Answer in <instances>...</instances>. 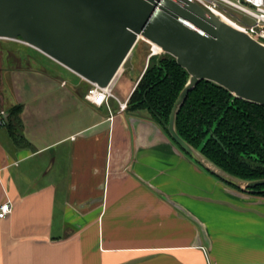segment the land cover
I'll use <instances>...</instances> for the list:
<instances>
[{
  "label": "crops",
  "instance_id": "crops-1",
  "mask_svg": "<svg viewBox=\"0 0 264 264\" xmlns=\"http://www.w3.org/2000/svg\"><path fill=\"white\" fill-rule=\"evenodd\" d=\"M0 46V111L21 105L24 130L19 145L0 125V264H264V198L202 169L145 111H119L137 76L97 107L81 77L68 87Z\"/></svg>",
  "mask_w": 264,
  "mask_h": 264
},
{
  "label": "water",
  "instance_id": "water-1",
  "mask_svg": "<svg viewBox=\"0 0 264 264\" xmlns=\"http://www.w3.org/2000/svg\"><path fill=\"white\" fill-rule=\"evenodd\" d=\"M17 40L90 84L109 88L132 70L140 40L170 55L188 74L171 107L170 140L202 169L248 194L264 180L242 181L217 168L176 133L175 120L202 81L264 105V44L193 0H0V40ZM131 72V71H130ZM264 193V190L260 191Z\"/></svg>",
  "mask_w": 264,
  "mask_h": 264
},
{
  "label": "trees",
  "instance_id": "trees-1",
  "mask_svg": "<svg viewBox=\"0 0 264 264\" xmlns=\"http://www.w3.org/2000/svg\"><path fill=\"white\" fill-rule=\"evenodd\" d=\"M187 78L172 56L150 57L125 111H145L169 137L171 107ZM21 110L19 105L6 112L5 126L15 143L24 142L17 133L22 127ZM174 125L177 135L217 168L242 181L264 180V105L244 102L217 84L202 81L188 93ZM254 190V195L264 198L260 193L264 187Z\"/></svg>",
  "mask_w": 264,
  "mask_h": 264
},
{
  "label": "rangeland",
  "instance_id": "rangeland-1",
  "mask_svg": "<svg viewBox=\"0 0 264 264\" xmlns=\"http://www.w3.org/2000/svg\"><path fill=\"white\" fill-rule=\"evenodd\" d=\"M219 11L225 17H227L228 19H231L233 22H235L240 27L244 26V25H250L253 23V20L251 18H249L248 16L242 15L241 13H239V12H237L231 8H227L223 5L219 8ZM0 44L3 46V48L8 49V51L11 52V50H12L13 55L19 54L21 61L24 62L21 65L22 68L28 67V69H30L32 71L33 70L35 71L37 69L36 67L41 68V69H45V71L47 73L52 72V74H58V76L61 77V79L65 80L66 83H68V87H71L73 84H75L74 80H75L76 76L70 70L56 64L55 62H53L52 60H50L49 58L44 56L42 53H40L35 48H30V47H28V45L24 46V43L22 42L21 39L10 40V41H8V39H5V40L1 39ZM20 45H23V46H20ZM26 48H28V49H26ZM134 50H135L133 53L134 55L132 57L133 59L131 61V65H133V69L130 70L131 72L125 71V73H124L125 75L118 80L119 81L118 88H116V90H114V92H113L114 96H116L120 100H123L125 98V95H126L128 89L130 88V85L134 84L133 79L136 76L140 79L141 74L144 72L145 68L147 67V63H148L149 58L153 56L152 50H151L149 44L142 41V40H140L138 42V44ZM161 55H162V52H160L159 54H156L155 56H161ZM29 61L32 63L30 64ZM17 63L13 64L11 62H8V65L13 64L14 65V66L12 65L13 67H17L18 66ZM8 65L6 64V67H8ZM6 67L2 68L3 69L2 70V74H3L2 84L5 87V89H4L5 93L9 96H12L13 91H14V87L9 82V79L7 76L8 70ZM18 68L19 67H17V69ZM120 73H122V71H120L119 74ZM29 77H30V75H29ZM16 93L20 94L22 97L26 93L25 92V84H23V82H22V85L18 86V92H16ZM23 131H24L23 127H19L17 129V133H18V136L20 138L24 137ZM16 142L19 145L23 143L22 141L18 142L17 140H16Z\"/></svg>",
  "mask_w": 264,
  "mask_h": 264
},
{
  "label": "built area",
  "instance_id": "built-area-1",
  "mask_svg": "<svg viewBox=\"0 0 264 264\" xmlns=\"http://www.w3.org/2000/svg\"><path fill=\"white\" fill-rule=\"evenodd\" d=\"M195 3H199L212 13L216 11L221 13L219 8L223 5L227 8H231L242 15L248 16L253 20L250 25L241 26L243 32L248 33L254 39L264 44V1L263 0H193ZM214 14V13H213ZM222 14V13H221ZM84 98L93 106L100 107L110 99L117 98L113 96L112 91L109 88H101L97 84H90V88L86 91ZM126 100L124 103H120L118 100L119 111H125ZM4 113L0 111V125H4ZM12 206L8 202L0 205V220H4L11 213Z\"/></svg>",
  "mask_w": 264,
  "mask_h": 264
},
{
  "label": "bare ground",
  "instance_id": "bare-ground-1",
  "mask_svg": "<svg viewBox=\"0 0 264 264\" xmlns=\"http://www.w3.org/2000/svg\"><path fill=\"white\" fill-rule=\"evenodd\" d=\"M213 13H215V14H217L218 16H220L221 18H222V20L223 21H225L227 24H230V25H232L233 27H235V28H238V29H241L242 27H240V26H237V25H235L234 23H232L230 20L231 19H228L227 17H225L223 14H221V13H217L216 11H214ZM229 21H228V20ZM145 42V41H144ZM149 44V43H148ZM149 46H150V48H151V50H152V54H153V56L154 55H156V54H159L160 52H161V50L159 49V48H157L155 45L154 46H152V45H150L149 44ZM154 51H156L155 53H154ZM120 72V71H119ZM118 72V73H119Z\"/></svg>",
  "mask_w": 264,
  "mask_h": 264
},
{
  "label": "flooded vegetation",
  "instance_id": "flooded-vegetation-1",
  "mask_svg": "<svg viewBox=\"0 0 264 264\" xmlns=\"http://www.w3.org/2000/svg\"><path fill=\"white\" fill-rule=\"evenodd\" d=\"M1 47V46H0Z\"/></svg>",
  "mask_w": 264,
  "mask_h": 264
}]
</instances>
